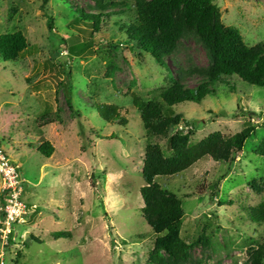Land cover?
<instances>
[{
	"label": "rangeland",
	"instance_id": "374dc122",
	"mask_svg": "<svg viewBox=\"0 0 264 264\" xmlns=\"http://www.w3.org/2000/svg\"><path fill=\"white\" fill-rule=\"evenodd\" d=\"M213 1L222 22L238 28L247 45L264 44V0ZM95 4L0 0V34L22 31L29 43L20 62L0 57V147L20 168L26 206L25 222L15 225L11 244L0 245L7 264H147L153 248L156 236L143 218L140 191L146 138L133 95L156 99L155 91L173 77H185L194 88L209 61L198 35L187 31L166 58L168 70L161 69L149 55L139 56L124 43L115 27L118 16L102 25L91 48L74 53L65 40L76 34L82 43L88 38L86 25L74 24L79 16L74 8L88 13ZM60 63L70 72L72 109L66 101L67 75L57 71ZM110 64L116 67L112 77ZM228 82L230 87L220 84L202 104L184 103L175 111L194 124L193 143L214 132L232 136L254 124L243 152L232 163L205 157L179 175L156 180L183 201L182 238L192 242L205 234L210 239L194 248L185 264H243L249 248L264 235L243 210L264 203V196L248 185L264 178V159L255 153L264 139V89L237 78ZM95 103L121 108L128 125L104 122ZM44 114L53 123L39 128ZM43 139L56 149L49 159L36 151ZM2 186L0 178V207ZM55 233L71 238L54 240Z\"/></svg>",
	"mask_w": 264,
	"mask_h": 264
},
{
	"label": "trees",
	"instance_id": "16d2710c",
	"mask_svg": "<svg viewBox=\"0 0 264 264\" xmlns=\"http://www.w3.org/2000/svg\"><path fill=\"white\" fill-rule=\"evenodd\" d=\"M113 8L120 9L114 12ZM91 9L93 12L86 13L78 5L74 8L75 14L79 15L74 19V24L84 23L88 29L85 32L88 38L84 43L80 42L77 34L65 40L74 53L91 48L94 35L102 31V25L112 16H118L115 27L120 35H124V43L138 51L139 56L149 55L161 69L168 70L166 58L175 52L187 31L198 35L207 55L209 68L201 73L196 87H188L185 77H173L166 87L155 91L156 99L145 101L133 95V108L140 114L146 138L142 169L144 186L140 190L144 202L142 215L156 236L147 264H185L190 260L191 251L199 245L210 243V239L205 234L192 242L182 238L186 216L183 201L156 180L179 175L205 157L215 162L232 163L243 152L246 141L256 128L248 123L232 136L214 132L193 143L194 124L183 114L176 113L175 108L184 103L202 104L208 96L216 95L220 84L230 87L228 79L231 78L264 89V44L247 45L238 28L222 22L219 7L213 0H133L123 3L96 0ZM49 30L53 31L52 23ZM28 48L29 43L22 31L0 34V57L4 61L20 62ZM56 53L58 50L53 54L54 59ZM110 65L108 77H112L116 70L115 66ZM57 71L66 74L61 63ZM66 75V101L72 109L70 72ZM94 109L110 125L125 128L129 123L116 105L95 103ZM52 123L53 120L47 119L44 114L39 120V128ZM81 136L84 143H88L82 132ZM162 142L166 143L165 148ZM32 147L29 144V148ZM36 151L49 159L56 149L51 142L43 139L37 143ZM255 153L264 159V139ZM248 185L256 195L264 196V178L251 180ZM209 187L215 188L216 185ZM243 210L252 222L264 228V203ZM52 238L71 237L67 233H55ZM12 240L11 236L10 244ZM243 264H264V235L256 247L249 248L248 259Z\"/></svg>",
	"mask_w": 264,
	"mask_h": 264
},
{
	"label": "built area",
	"instance_id": "2783aa9c",
	"mask_svg": "<svg viewBox=\"0 0 264 264\" xmlns=\"http://www.w3.org/2000/svg\"><path fill=\"white\" fill-rule=\"evenodd\" d=\"M180 129H182L180 127ZM0 178L3 181V193L5 195L0 213V245L6 248L10 245V238L14 239L15 225L24 221L26 206L23 202L24 189L20 168L15 165L2 147H0ZM25 222V221H24ZM0 264H7L6 255L0 253Z\"/></svg>",
	"mask_w": 264,
	"mask_h": 264
}]
</instances>
